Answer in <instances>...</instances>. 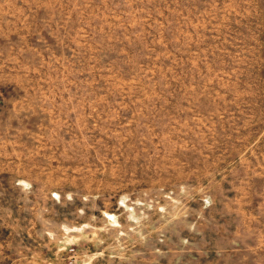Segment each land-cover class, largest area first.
Listing matches in <instances>:
<instances>
[{"label": "rangeland", "instance_id": "374dc122", "mask_svg": "<svg viewBox=\"0 0 264 264\" xmlns=\"http://www.w3.org/2000/svg\"><path fill=\"white\" fill-rule=\"evenodd\" d=\"M0 264H264V0H0Z\"/></svg>", "mask_w": 264, "mask_h": 264}]
</instances>
